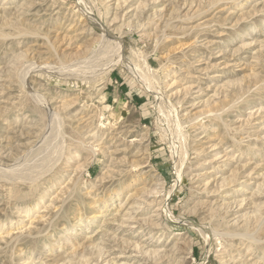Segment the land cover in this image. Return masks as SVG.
<instances>
[{
  "label": "rangeland",
  "instance_id": "1",
  "mask_svg": "<svg viewBox=\"0 0 264 264\" xmlns=\"http://www.w3.org/2000/svg\"><path fill=\"white\" fill-rule=\"evenodd\" d=\"M0 264H264V0H0Z\"/></svg>",
  "mask_w": 264,
  "mask_h": 264
},
{
  "label": "bare ground",
  "instance_id": "2",
  "mask_svg": "<svg viewBox=\"0 0 264 264\" xmlns=\"http://www.w3.org/2000/svg\"><path fill=\"white\" fill-rule=\"evenodd\" d=\"M140 24V23H139ZM137 27V26H136ZM105 38V37H104ZM103 68V67H102ZM102 72H103V69H102ZM96 77V76H95ZM94 78V77H93ZM90 79V78H89ZM95 80V79H94ZM217 104V103H216ZM44 106V105H43ZM47 107V106H46ZM216 109V108H215ZM216 112V111H215ZM214 112V113H215ZM212 113V112H211ZM217 113V112H216ZM196 117V116H195ZM199 117V116H198ZM197 118V117H196ZM227 178H230V177H227ZM226 178V179H227ZM232 179H229L228 181H223V182H221L222 184L221 185H224V184H229V183H231V182H233L234 180H233V177H231ZM236 178V177H235ZM238 180V179H237ZM220 184V183H219ZM220 185V186H221ZM228 187V186H227ZM165 211H167V214H168V210H166L165 209ZM169 217H170V214H169ZM172 217V216H171ZM242 235V234H241ZM246 234H244V236H245ZM246 237V236H245ZM248 237V236H247ZM255 239V238H254ZM253 239V240H254ZM258 239V238H257ZM255 241L257 242V240L255 239ZM258 242H260L259 240H258ZM207 252V251H206ZM207 254V253H206ZM204 259H206V256H205V258Z\"/></svg>",
  "mask_w": 264,
  "mask_h": 264
}]
</instances>
